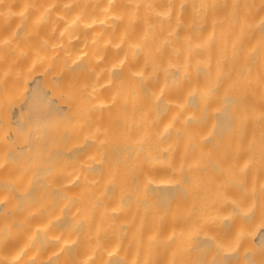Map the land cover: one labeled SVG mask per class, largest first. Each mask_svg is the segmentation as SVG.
<instances>
[{
  "label": "bare ground",
  "instance_id": "bare-ground-1",
  "mask_svg": "<svg viewBox=\"0 0 264 264\" xmlns=\"http://www.w3.org/2000/svg\"><path fill=\"white\" fill-rule=\"evenodd\" d=\"M0 264H264V0H0Z\"/></svg>",
  "mask_w": 264,
  "mask_h": 264
}]
</instances>
